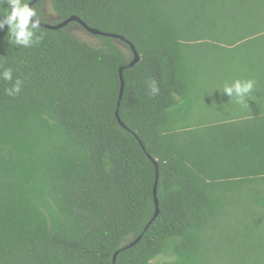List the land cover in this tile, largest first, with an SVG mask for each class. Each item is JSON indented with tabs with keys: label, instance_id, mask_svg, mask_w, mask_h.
<instances>
[{
	"label": "trees",
	"instance_id": "16d2710c",
	"mask_svg": "<svg viewBox=\"0 0 264 264\" xmlns=\"http://www.w3.org/2000/svg\"><path fill=\"white\" fill-rule=\"evenodd\" d=\"M48 1L140 59L70 24L28 48L0 30V264H112L155 183L116 264H264V0Z\"/></svg>",
	"mask_w": 264,
	"mask_h": 264
},
{
	"label": "clouds",
	"instance_id": "9594fccd",
	"mask_svg": "<svg viewBox=\"0 0 264 264\" xmlns=\"http://www.w3.org/2000/svg\"><path fill=\"white\" fill-rule=\"evenodd\" d=\"M6 5V6H2ZM0 30L7 26L8 43L25 48L39 44L43 34H37L41 28L42 17L37 8L29 5V0H0ZM0 79L13 81V70L5 68L0 72ZM23 81L16 78L11 87L5 89L8 96L15 97L21 92ZM255 88V81L252 79H235L231 83L223 84L218 88L227 94L236 104L246 106L247 99ZM151 95H158L159 86L153 79L149 81Z\"/></svg>",
	"mask_w": 264,
	"mask_h": 264
},
{
	"label": "water",
	"instance_id": "95a60500",
	"mask_svg": "<svg viewBox=\"0 0 264 264\" xmlns=\"http://www.w3.org/2000/svg\"><path fill=\"white\" fill-rule=\"evenodd\" d=\"M39 1L40 0H30L29 1V5L32 6L33 4H35V3L39 2ZM70 23H77L85 31H87L88 33H90L92 35L108 36V37H111V38H115L117 40H120V41L124 42L125 44H127L129 46V48H130L131 53H132L133 56H132V59L130 60V62L126 66H124V67H132L133 65H135L139 61L140 56H139V54H138V52H137L134 44L132 42H130L129 40H127L124 36H122L120 34L112 33V32L102 31V30H99L97 28L91 27V26H89L86 22H84L82 19H80L76 15H71L70 17H68V18H66L64 20H61V21H59V22H57L55 24L50 23V22H46V21H41V27L47 28V29H59V28H63L65 26H67ZM122 69L123 68H120L119 69V75H120L121 85H120L119 97H118V102H117V108L119 107L120 100H121L122 94H123V87H124V81H123V78H122ZM116 117L118 119V122L121 125L124 126L123 122L120 120V118L118 116V110H116ZM142 147H143V145H142ZM143 149H144V147H143ZM149 158L155 164L156 177H157V175H158L157 162L152 157L149 156ZM153 201H154V208H155V210H154V214H153L152 219L148 222V224L145 226V228L143 229V231L138 236H136L133 240H131L127 244H124L123 246H121L118 250H116L113 253V256H112V264H116V258H117V255H118L119 252H121V251H123L125 249H128V248L134 246L141 239L143 232L147 229V227L149 226V224L151 223V221L158 215V212H159V200H158V197H157V184L156 183L154 184V187H153Z\"/></svg>",
	"mask_w": 264,
	"mask_h": 264
},
{
	"label": "rangeland",
	"instance_id": "374dc122",
	"mask_svg": "<svg viewBox=\"0 0 264 264\" xmlns=\"http://www.w3.org/2000/svg\"><path fill=\"white\" fill-rule=\"evenodd\" d=\"M42 7H43V10H44V13L46 16V20L48 22L51 23L52 21H55L57 19L55 13L53 12V10L51 8V4L48 0H44L42 2ZM69 29L75 35H77V37L79 39H81L82 41H85L91 45H98L99 44V39L95 35L88 33L78 24L70 23ZM121 46L124 47L123 45H121Z\"/></svg>",
	"mask_w": 264,
	"mask_h": 264
}]
</instances>
